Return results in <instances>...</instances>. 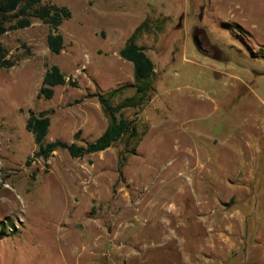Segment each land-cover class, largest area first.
Instances as JSON below:
<instances>
[{"label": "rangeland", "instance_id": "1", "mask_svg": "<svg viewBox=\"0 0 264 264\" xmlns=\"http://www.w3.org/2000/svg\"><path fill=\"white\" fill-rule=\"evenodd\" d=\"M42 1L72 13L61 53L37 18L0 36V264H264V0ZM143 23L139 137L34 157L30 110L53 109L45 142L86 145L109 126L87 95H136L120 51ZM53 64L77 86L39 97Z\"/></svg>", "mask_w": 264, "mask_h": 264}, {"label": "trees", "instance_id": "2", "mask_svg": "<svg viewBox=\"0 0 264 264\" xmlns=\"http://www.w3.org/2000/svg\"><path fill=\"white\" fill-rule=\"evenodd\" d=\"M71 14L67 6L43 2L42 0H0V36L9 31L28 28L32 25L33 18H37L49 26L48 47L54 54H59L65 47L64 35L59 28L65 19L71 17ZM144 25L145 23L135 30L120 51V55L134 65L137 81L136 95L124 99L118 105H114L111 102V98L116 96L123 87L112 90L108 94L100 92L88 94V97H96L101 103L109 117V126L96 141L86 145H78L75 142L68 143L60 139L45 142L51 125L50 115L53 109L42 110L38 113L30 110L27 128L33 133L38 145V150L35 152L34 157L47 159L52 152L59 148L67 149L72 157H82L89 153L106 150L126 135L139 137L135 120L125 117L124 109L137 106L139 94L144 95L151 89L149 81L155 74V63L147 54V47L139 44L136 40L137 33ZM15 65L16 60L8 57V51L0 43V67L11 68ZM68 82L73 86H77V83L69 78L58 65L53 64L44 73L38 95L39 97L50 99L54 96L56 86L64 85ZM81 100L83 99H79V101ZM4 232L5 226L2 224L1 234Z\"/></svg>", "mask_w": 264, "mask_h": 264}, {"label": "water", "instance_id": "3", "mask_svg": "<svg viewBox=\"0 0 264 264\" xmlns=\"http://www.w3.org/2000/svg\"><path fill=\"white\" fill-rule=\"evenodd\" d=\"M195 42L197 43V45H198V47H200L201 48V46L198 44V42L195 40Z\"/></svg>", "mask_w": 264, "mask_h": 264}, {"label": "flooded vegetation", "instance_id": "4", "mask_svg": "<svg viewBox=\"0 0 264 264\" xmlns=\"http://www.w3.org/2000/svg\"><path fill=\"white\" fill-rule=\"evenodd\" d=\"M195 40L197 41L198 39H197V37H195ZM198 42V41H197ZM199 44V43H198Z\"/></svg>", "mask_w": 264, "mask_h": 264}, {"label": "bare ground", "instance_id": "5", "mask_svg": "<svg viewBox=\"0 0 264 264\" xmlns=\"http://www.w3.org/2000/svg\"><path fill=\"white\" fill-rule=\"evenodd\" d=\"M81 255V254H80ZM80 257V256H79ZM146 262H144V263H140V264H145Z\"/></svg>", "mask_w": 264, "mask_h": 264}]
</instances>
